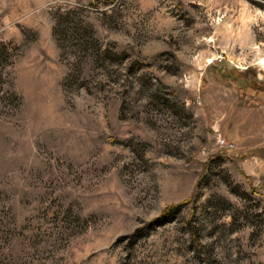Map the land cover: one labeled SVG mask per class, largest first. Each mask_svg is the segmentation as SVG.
<instances>
[{"label":"rangeland","instance_id":"obj_1","mask_svg":"<svg viewBox=\"0 0 264 264\" xmlns=\"http://www.w3.org/2000/svg\"><path fill=\"white\" fill-rule=\"evenodd\" d=\"M0 41V264H264V0H0Z\"/></svg>","mask_w":264,"mask_h":264},{"label":"trees","instance_id":"obj_2","mask_svg":"<svg viewBox=\"0 0 264 264\" xmlns=\"http://www.w3.org/2000/svg\"><path fill=\"white\" fill-rule=\"evenodd\" d=\"M19 47L11 43L0 41V83L2 82L1 70L10 65L12 61L18 55ZM9 96L12 100V104L15 108L20 106L19 97L14 93H9Z\"/></svg>","mask_w":264,"mask_h":264},{"label":"bare ground","instance_id":"obj_3","mask_svg":"<svg viewBox=\"0 0 264 264\" xmlns=\"http://www.w3.org/2000/svg\"><path fill=\"white\" fill-rule=\"evenodd\" d=\"M258 63L264 68V58H261Z\"/></svg>","mask_w":264,"mask_h":264},{"label":"built area","instance_id":"obj_4","mask_svg":"<svg viewBox=\"0 0 264 264\" xmlns=\"http://www.w3.org/2000/svg\"><path fill=\"white\" fill-rule=\"evenodd\" d=\"M222 143H223V141H222Z\"/></svg>","mask_w":264,"mask_h":264}]
</instances>
